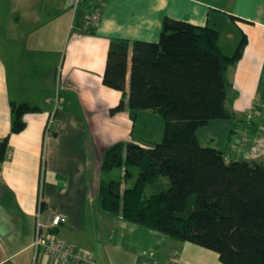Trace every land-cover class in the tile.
I'll return each instance as SVG.
<instances>
[{
	"label": "crops",
	"instance_id": "obj_1",
	"mask_svg": "<svg viewBox=\"0 0 264 264\" xmlns=\"http://www.w3.org/2000/svg\"><path fill=\"white\" fill-rule=\"evenodd\" d=\"M93 2L84 0L73 11L68 0H0V139L8 137L0 162V264H139L164 261L173 251L175 264H222L211 249L101 209L97 188L104 148L117 141H156L141 128L153 111L130 115L126 82L125 108L112 112L123 92L102 77L110 38L157 41L167 16L215 27L225 53L233 52L244 34L242 53L227 70L226 104L241 115L262 108L264 0H104L97 26L86 29ZM56 92L52 134L44 138ZM11 100L37 107L23 114L18 132H10ZM216 120L201 128H222ZM235 128L226 129L227 139ZM38 212L42 221L52 212L64 213L56 233L89 250L92 260L57 263L41 251L34 255Z\"/></svg>",
	"mask_w": 264,
	"mask_h": 264
},
{
	"label": "trees",
	"instance_id": "obj_2",
	"mask_svg": "<svg viewBox=\"0 0 264 264\" xmlns=\"http://www.w3.org/2000/svg\"><path fill=\"white\" fill-rule=\"evenodd\" d=\"M218 36L210 25L164 16L157 41L110 38L102 81L123 92L111 111L125 108L128 82L130 115L151 110L163 128L148 145L117 141L104 148L97 197L102 210L211 249L222 264H264V158H229L196 136L211 120L236 118L226 104L227 70L246 37L225 53ZM36 109L11 100L10 132L20 131L23 114ZM7 140L0 139V162ZM114 168L121 173L110 176Z\"/></svg>",
	"mask_w": 264,
	"mask_h": 264
},
{
	"label": "built area",
	"instance_id": "obj_3",
	"mask_svg": "<svg viewBox=\"0 0 264 264\" xmlns=\"http://www.w3.org/2000/svg\"><path fill=\"white\" fill-rule=\"evenodd\" d=\"M84 0H68L70 8L74 11L77 9ZM104 0H95L91 4L88 10L84 22L86 29H93L97 26ZM59 105V95L56 92L53 97V109L49 114L44 128V138H47L52 134L51 125L54 120V112ZM253 115L252 108L249 109L246 116V121L251 122L250 118ZM247 126V124H246ZM249 141V135L245 129L239 139L235 140V149L239 145H246ZM40 213L36 215V221L34 226V236L32 241V247L34 255L41 251L43 255L48 256L54 262L57 263H88L92 260V254L89 250L81 248L75 245H71L62 240L55 231V228L62 222L66 221V215L61 212H52L47 215L46 221H42L39 217ZM176 251H173L170 257L164 261H149L139 264H175Z\"/></svg>",
	"mask_w": 264,
	"mask_h": 264
},
{
	"label": "rangeland",
	"instance_id": "obj_4",
	"mask_svg": "<svg viewBox=\"0 0 264 264\" xmlns=\"http://www.w3.org/2000/svg\"><path fill=\"white\" fill-rule=\"evenodd\" d=\"M149 113H152L148 110ZM253 115L250 118V123L246 121V116L240 113H236L235 119H217L216 121L222 124V128H214L212 125L201 128L198 130V141L201 145L215 146L219 148H225L223 150L226 151L227 156L233 158H245V159H261L264 158V107H252ZM146 119H144L145 126L141 127L150 140H160L161 132L163 128V119L162 117L153 112L152 114H148ZM151 115H154L153 117ZM139 123L141 122L140 119ZM215 123V122H212ZM247 124V126H246ZM232 127L235 128V133L227 139V131L226 129ZM203 127V126H202ZM137 128H140L138 125ZM247 130L249 135V141L246 145H239L237 149H235V140L239 139L244 130ZM250 130V131H249ZM227 144V145H226ZM227 146V149H226ZM235 153V154H233ZM121 173L119 169H113L110 176H117ZM108 175V176H109ZM165 182L167 179L162 177ZM152 191L150 187H146L145 194H149Z\"/></svg>",
	"mask_w": 264,
	"mask_h": 264
}]
</instances>
